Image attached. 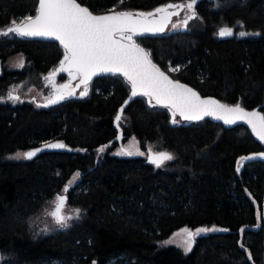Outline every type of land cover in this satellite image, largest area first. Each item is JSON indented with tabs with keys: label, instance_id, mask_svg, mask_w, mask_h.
Masks as SVG:
<instances>
[{
	"label": "trees",
	"instance_id": "16d2710c",
	"mask_svg": "<svg viewBox=\"0 0 264 264\" xmlns=\"http://www.w3.org/2000/svg\"><path fill=\"white\" fill-rule=\"evenodd\" d=\"M79 1L100 13L150 11L185 0ZM37 5L38 0H0V264H264V162L242 170L237 165L240 155L263 146L246 126L225 128L209 119L178 123V117L173 124L168 108L139 96L122 115L120 135L115 117L130 91L120 75L98 77L87 96L51 106L34 96L8 99L11 85L20 82L25 91L42 90L45 97L53 92L45 77L63 48L3 34ZM195 12L185 31L177 30L178 19L172 33L136 40L160 67L202 94L249 108L264 104V0H200ZM224 25L260 35L219 37ZM18 54L23 63L12 67ZM67 78L61 74L57 82ZM132 136L146 155L115 154ZM52 142L65 147H45ZM37 148L42 151L32 159H6ZM148 150L174 159L157 167ZM66 185L67 206L83 217L34 235L32 217ZM210 224L229 230L198 237L187 253L164 244L181 227Z\"/></svg>",
	"mask_w": 264,
	"mask_h": 264
},
{
	"label": "snow or ice",
	"instance_id": "6c2138e0",
	"mask_svg": "<svg viewBox=\"0 0 264 264\" xmlns=\"http://www.w3.org/2000/svg\"><path fill=\"white\" fill-rule=\"evenodd\" d=\"M194 3L195 0H191L186 5L168 4L149 13L120 11L112 14L94 15L87 7L77 3V0H38L35 16L27 15L21 18L19 23L12 20L13 26L3 34L15 33L20 36H42L58 40L63 46L64 58L60 61V67L45 79L51 81L56 72H68L69 76L73 78L79 76L80 83L85 85L84 91L80 93L81 96L87 95V84L93 76L105 72L119 73L126 77L131 84L133 97L147 96L149 102L154 98L157 104L171 107L174 117L178 112L184 120H201L205 116H213L223 120L225 124L246 121L252 131L264 141V114L255 110L247 111L239 103L230 106L210 97L201 98L199 93L192 88L170 79L152 63L150 53L135 43L134 36L150 32H163L170 17L179 15L178 12H169L168 9L186 7L191 10ZM156 14L160 15L159 20L150 19ZM194 15L193 12L182 23L186 26L188 20L192 19ZM173 27L176 25L174 24ZM218 35L221 37L230 36L232 29L221 28ZM240 35L245 36L249 33L241 32ZM172 71H179V68L172 69ZM66 88L68 85H61L54 98H47V103L54 104L63 100L65 94L61 90ZM68 94L73 93L69 92ZM8 99L18 101L20 97L14 96L10 92ZM121 119L120 114L115 117L118 126ZM173 123H177V121L173 119ZM45 147L63 148L64 145L48 144ZM104 147L107 146L101 147L99 151L103 152ZM40 151L42 149L37 148L16 155L18 158L32 159ZM121 154L132 155L133 153L122 149ZM260 155H264V153ZM150 159L159 167L164 161L172 160L174 157L170 153H158L151 156ZM79 175V172L74 174L73 182L78 179ZM68 190L69 187L66 185L63 193H67ZM66 202L65 194H57L55 211L49 214L53 217L54 222L61 227H66L71 219H78L81 211L74 209L71 215L62 214ZM214 230L216 229L198 228L192 231L184 228L176 235L183 234L182 247L187 253L192 250L197 236ZM248 258L251 260L250 253H248Z\"/></svg>",
	"mask_w": 264,
	"mask_h": 264
},
{
	"label": "water",
	"instance_id": "95a60500",
	"mask_svg": "<svg viewBox=\"0 0 264 264\" xmlns=\"http://www.w3.org/2000/svg\"><path fill=\"white\" fill-rule=\"evenodd\" d=\"M199 1H200V0H195V3H194V5H193V9H191V10L187 9L186 7H184V8H170V9H168L169 12H178L179 15H173V16L170 17V19L168 20L166 26L164 27V31H163V32H154V33H153V32H150V33H144V34H142V35H136V36H134L133 39H134L135 43L138 44L141 48H143L146 52L150 53V52H149V51H148L143 45H141L139 42H137L136 38H137V37H146V36H159V35H162V34H170V33H172L173 31H175V30L170 29V26L172 25V23L175 24L176 21H178V19H179V22H180L181 24H180V26H179L180 28L178 27L177 30H183V31H185L186 28H187V26H188V23H189V21H190L191 19L188 20V23H187L186 26L182 23V21H183L184 19H186L189 15H192L193 12L195 13L194 17H196L197 14H196V12H195V6L197 5V3H198ZM189 2H191V0L177 1V2H168V3L164 4V5L159 6V7H163V6L168 5V4H173V5L184 4V5H186V4L189 3ZM77 3H79V4H80L81 6H83V7H87V8H88V9H89L94 15L112 14V13H114V12H120V11H128V12H132V13H140V12H142V13H149V12H154V10L156 9V8H155V9L150 10V11L134 10V9H113V10H109V11H104V12H100V13H98V12H94L89 6L83 4V3L80 2L79 0H77ZM37 7H38V5H37ZM157 8H158V7H157ZM35 14H36V12L33 14V16H35ZM182 14H184L183 17L181 16ZM194 17H193V18H194ZM150 19L159 20V19H160V15H159V14H156L154 17H150ZM19 22H20V21H18L17 23H19ZM12 26H13V25H10L9 27H12ZM9 27H8V28H9ZM8 28H6V29L3 31V33L6 32ZM8 34H9V33H8ZM16 35H17V34H16ZM18 36H20V35H18ZM20 37L29 38V39H36V40H45V41H53V42H57V43L63 48V46L59 43L58 40H55L54 38H51V37H42V36H20ZM63 50H64V49H63ZM63 58H64V55H63V57L61 58V60H63ZM150 59H151L152 63H154V64H155V65H156L161 71H163L166 75H168L170 79H172V80H174V81H179L181 84L187 85L188 87L192 88L194 91H196L197 93H199V95H200L201 98H209V97H210V98H213V99H215V100H218V101H219L220 103H222V104H226V105H230V106H232V105H236L237 103H239V104H240L245 110H247V111H253V110H255V111L260 112L261 114H264V112H263V110H262V106H263L264 104H261V105H258V106H255V107L249 108V107L244 106L241 102H237V103H228V102H225V101L221 100V99L218 98L217 96H214V95H204V94H202V93L199 91V89H197L196 87L192 86L191 84H189V83H187V82H185V81H182V80H180V79H176V78H174V77H173L168 71L164 70L162 67H160V66H159V65L153 60L151 54H150ZM61 60H60V61H61ZM59 67H60V62H59V64L56 66V68H55L53 71H51L50 73L54 72V71H55L56 69H58ZM50 73H48V76H49ZM61 74H66L68 78H67L66 80H64L63 82H57V78H58L59 75H61ZM111 75H114V76H115V75H120V76H122L123 78H125V79L127 80L126 77H124L122 74H119V73H107V72H105V73H98L97 75L93 76V77L89 80V82H88V84H87V89H88V91H87V95H88V93H89V91H90V86H91V84L94 82V80H95L96 78L101 77V76H111ZM48 81L52 83V89H53V92H52V94H51L50 97H53V98L55 97V94H56L57 90H60V86H61V85H65V84L68 85V88H66V89H62V90H61V91L64 92V94H65V98H64L63 100H59L57 103L63 102V101H65V100H67V99H71V98H76V97L81 98V97H85V96H87V95H85V96H81V95H80V93H81L82 91H84L85 85L80 83V77H79V76H75V78H73V77H70V76H69L68 72H56V75H55L54 77H52L51 81H50V80H48ZM127 81H128V80H127ZM128 83H129V82H128ZM78 85H79V86H78ZM129 85H130V91H129V94H128V96L126 97V99L123 101V103L119 106L117 115L120 114V115L122 116L123 113H124V111L127 109V107H128L133 101H135L137 97H139V96H143V95H137V96L133 97V96L131 95V92H132L131 84L129 83ZM69 92H71V93H73V94L69 95V94H68ZM144 97L147 98L148 103H149L150 105H152V106H153V105H157V106H160V107L168 108L169 111L171 112V115H172V118H171L172 123H173V119H175V117H178V118L180 119V121H179L178 123L185 122V123L188 124V123H191V122H197V121H201V120L209 119V120H211L212 122L221 123L225 128H234V127L239 126V125H244V126H246V127L250 130V132H251V134L254 136V138H255V139H256V140H257V141L263 146V149H262V150H258V151H252V152H249V153H245V154L240 155V156L238 157V159H237V165L239 166L240 170H242V169L245 167V165H246L247 163H250V162H253V161H258V160L264 162V155H260L261 153H264V141H262V140H261V139H260V138H259V137H258L253 131H252L251 127L246 123V121H237V122L234 123V124H225V123L223 122V120L216 119V118L213 117V116H205V117H204L203 119H201V120H184V119L179 115L178 112L176 113V115H175V117H174V116H173V110H172L171 107H169V106H165V105H163V104H157L154 98L151 100V102H149V97H147V96H144ZM47 98H49V97H45V99H43V100H39L38 103H39L40 105H42V106H51V105L57 104V103H54V104H49V103H47ZM126 101H127V103H125ZM121 109H122V111H121ZM173 124H174V123H173ZM115 126H116L117 129L119 130V134L122 135V127L120 126V121H119V126H118V125H117V122H116V120H115ZM49 144H62V143H60V142H52V143H49ZM47 145H48V144H47ZM63 145H64V144H63ZM64 147H65V146H64ZM64 147H63V148H64ZM50 149H52V148H50ZM151 156H152L151 151H149V158H150ZM243 157H249V158H248V159H243V160H242L241 158H243ZM62 194H65V195L67 196V193H62Z\"/></svg>",
	"mask_w": 264,
	"mask_h": 264
},
{
	"label": "rangeland",
	"instance_id": "374dc122",
	"mask_svg": "<svg viewBox=\"0 0 264 264\" xmlns=\"http://www.w3.org/2000/svg\"><path fill=\"white\" fill-rule=\"evenodd\" d=\"M173 25L174 24L172 23V25L170 26V29L173 28ZM10 63H11V66L12 67H20L22 65V63H23V57H22V55L21 54H18L16 56H14L11 59ZM170 68L171 69H174L173 66H171ZM10 92L14 96H19L20 98L23 97V96L24 97L25 96H27V97L34 96V97H36V100L37 101L45 99V96H44V93H43L42 90H38V89H35V88H30L28 91H25L24 90V85H23L22 82L15 83V84L11 85V87L8 90L7 96H8V94ZM3 97L4 96H0V100ZM11 101L12 102H17V101H14V100H11ZM122 149L131 151L133 153L132 155H146V151L143 150L140 147L139 141H138V139L135 136H132L128 141H126L123 146L118 147L114 151V153L117 154V155H126V154H121V150ZM22 152H26V151H18L16 153L10 154V155L6 156V159H8V160L20 159V158L17 157L16 154L17 153H22ZM148 155H149V150H148ZM73 179H74V175L70 179V182L72 184L76 183L78 181L79 177H78V179H75L74 182H73ZM74 209H76V208L67 206V202H66V205H65L64 209L62 210V214H64V215H71V214H73V210ZM53 211H55V200H51V201H48L47 203H45L43 205V208L41 209V211L38 214H36L35 216L32 217V219L30 221V226H31V232L34 235H40L44 231L42 228L45 227V226L46 227H50V228L61 227V226L57 225L54 222L53 217L51 215H49ZM261 214H262V217L264 219V205H263ZM82 217H83V212L80 211L79 218L78 219H75L74 218V219L69 220L68 221L69 222L68 224H71V222L76 221V220H79ZM184 228L191 229L192 231H195L198 228H214V229H216L214 231H210V232H206V233H201L199 236H197L195 238V242H196L197 238L200 237V236H202V235H206V234H209V233H215V232H226V231L229 230L228 227L222 226V225H219V224L202 225V226H198L196 228H191V227H188V226H184V227H181V228L175 230V232L172 235H170L164 241V244H176V245L180 246L181 248H183L182 245H183L184 236H183V234H181V235H176V234L177 233H180L181 232V229H184ZM166 242H169V243H166ZM194 244H193V246H194Z\"/></svg>",
	"mask_w": 264,
	"mask_h": 264
},
{
	"label": "flooded vegetation",
	"instance_id": "af4514ba",
	"mask_svg": "<svg viewBox=\"0 0 264 264\" xmlns=\"http://www.w3.org/2000/svg\"><path fill=\"white\" fill-rule=\"evenodd\" d=\"M181 16L183 17L184 14H182ZM223 28H231L232 29V35H238V37H243V38H254V37L260 35L259 32H255V31H252V30L245 29L243 26H234V27H232V26L224 25ZM219 30H218V32H219ZM241 32H247V33H249V35L241 36L240 35ZM219 37H221V36H219Z\"/></svg>",
	"mask_w": 264,
	"mask_h": 264
}]
</instances>
